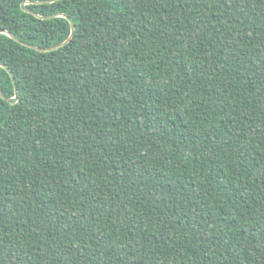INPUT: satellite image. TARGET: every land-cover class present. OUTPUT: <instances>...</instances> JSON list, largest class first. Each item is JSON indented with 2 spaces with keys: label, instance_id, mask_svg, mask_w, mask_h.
Returning a JSON list of instances; mask_svg holds the SVG:
<instances>
[{
  "label": "trees",
  "instance_id": "1",
  "mask_svg": "<svg viewBox=\"0 0 264 264\" xmlns=\"http://www.w3.org/2000/svg\"><path fill=\"white\" fill-rule=\"evenodd\" d=\"M0 31V264H264V0H0Z\"/></svg>",
  "mask_w": 264,
  "mask_h": 264
},
{
  "label": "water",
  "instance_id": "2",
  "mask_svg": "<svg viewBox=\"0 0 264 264\" xmlns=\"http://www.w3.org/2000/svg\"><path fill=\"white\" fill-rule=\"evenodd\" d=\"M51 1H54V0H51ZM25 4H27V2H25V3H23V4L21 5V9H22L23 11H25V12H29L28 10H26V8H25ZM0 34H5V35H7V36L13 38L9 33L5 32V31H0ZM73 34H74V29H73V26H71V33H70V36H69L64 42H62L61 44H59V45H57V46H55V47H53V48L46 49V50H39V51H51V50H55V49H57V48L63 46L65 43L69 42L70 39L72 38ZM37 50H38V49H37ZM2 67H4L7 71H9L5 66H2ZM10 75H11V74H10ZM11 78H12V76H11ZM12 81H14L13 78H12ZM14 91H15V96H14L13 98L7 99V102H8L9 104H14V103H16V101H17V96H16V94H17V88H16V87L14 88ZM0 95H2V94L0 93Z\"/></svg>",
  "mask_w": 264,
  "mask_h": 264
}]
</instances>
